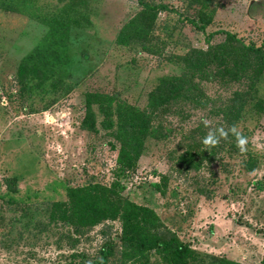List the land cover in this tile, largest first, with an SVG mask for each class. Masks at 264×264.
<instances>
[{
  "label": "rangeland",
  "instance_id": "rangeland-1",
  "mask_svg": "<svg viewBox=\"0 0 264 264\" xmlns=\"http://www.w3.org/2000/svg\"><path fill=\"white\" fill-rule=\"evenodd\" d=\"M144 1L168 9L148 13L140 0H0V264H100L108 242L119 247L107 264H167L122 249L119 219L68 224L54 216L57 204L75 216L92 205L72 189L115 182L121 198L152 209L201 264H218L207 256L262 264L264 68L243 45L264 52V0ZM48 20L68 28L64 66L31 57ZM227 32L236 37L224 62L231 76L197 69L200 90L160 108L161 135L130 163L119 164L115 111L108 128L94 104L95 130L83 127L89 95L112 97L114 108L155 106L165 78L194 73L187 57L218 51ZM204 119L213 129L237 125L247 152L231 135L205 150Z\"/></svg>",
  "mask_w": 264,
  "mask_h": 264
},
{
  "label": "trees",
  "instance_id": "trees-1",
  "mask_svg": "<svg viewBox=\"0 0 264 264\" xmlns=\"http://www.w3.org/2000/svg\"><path fill=\"white\" fill-rule=\"evenodd\" d=\"M140 2L144 11L148 13L151 11L156 12L158 10L168 9L165 5L156 7L147 4L144 0H140ZM193 23H195V21ZM48 24L50 26L49 34L32 53L31 57L45 67L64 66L69 60L67 46L68 28L65 25L56 23L54 20H48ZM226 35L228 40L224 44L218 46V51H215L213 54L195 50L187 57L189 65L192 66L193 64V67L189 66V69L190 71L194 69V73L187 71L180 77L165 78L164 85L160 86L157 93L153 95L152 101L156 104L155 106H150L148 109H141L137 106L119 105L117 108H114L112 105L114 99L112 97L103 94L89 95L87 100L88 112L83 127L88 130H95V124L93 123L95 114L92 109L94 104H97L99 110L105 115L106 120L104 121V126L108 128L114 125L112 124V117L115 111L119 126V131L115 136L121 145L119 164H122L124 161L130 163V157L136 159L142 152L146 139L150 137L157 138L161 135V125L160 123V126L157 125L160 108L169 105L171 101L177 102L179 98L182 97L180 96L182 94H189V97H192L195 92L200 90L199 84L196 83L194 78V76L198 77L197 69L206 78H210L212 73L231 76V72H233L231 70L232 67L228 65V62H224L229 54V48L232 42L236 41V37L229 32H227ZM243 49L244 53L246 50L252 59L258 60L259 68L262 67V70L264 68V52L259 48L255 49L245 45H243ZM209 55L211 56L210 60L207 59ZM230 56L231 55L228 57ZM193 58H195V60ZM238 63L240 62L238 61ZM210 64L215 65V70L213 72L204 69ZM240 64L244 65L243 63ZM199 66H203L204 68H198ZM261 70L259 69V72ZM37 71L40 72L39 69ZM251 87L252 90L254 82ZM237 96H239V94H237ZM259 105L264 106V101L260 102ZM10 182L13 181L11 180L9 183ZM118 187L119 183L115 182L111 186L95 184L72 189V196L78 198L83 197L84 200L91 202L92 205L90 206L86 203L80 205V207H78L80 209L78 210L77 208V211L74 212L76 213L75 216V214L67 215L65 205L57 204L54 216L56 217L61 213L62 218L65 219L68 224L86 220L90 216L101 220L119 219L122 224V233L120 234L121 237H119L122 243V249L128 248L129 250L134 249L137 252H152L161 255L167 264L202 263V256L198 252L192 250L188 244L182 242L170 229L162 224V226H160L159 218L152 209L135 205L129 200L121 198ZM94 200L96 201L93 203L92 201ZM91 207H94L93 211H91ZM115 247L117 249L119 246H114L113 242H108L103 247L100 264H107L109 262L110 256L116 251ZM120 252L121 249L117 253L119 254ZM207 258L218 262V264H234L226 260L218 259L217 257L207 256ZM262 264H264V257L262 259Z\"/></svg>",
  "mask_w": 264,
  "mask_h": 264
},
{
  "label": "clouds",
  "instance_id": "clouds-1",
  "mask_svg": "<svg viewBox=\"0 0 264 264\" xmlns=\"http://www.w3.org/2000/svg\"><path fill=\"white\" fill-rule=\"evenodd\" d=\"M202 123L209 129L202 139L205 150L210 152L212 148L219 146L221 140H228L231 135L235 137L236 147L239 151L241 153L247 152L249 139L239 131L237 125H232L228 129H225L223 126L213 129L210 127V122L207 119L202 120Z\"/></svg>",
  "mask_w": 264,
  "mask_h": 264
}]
</instances>
